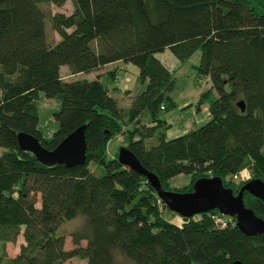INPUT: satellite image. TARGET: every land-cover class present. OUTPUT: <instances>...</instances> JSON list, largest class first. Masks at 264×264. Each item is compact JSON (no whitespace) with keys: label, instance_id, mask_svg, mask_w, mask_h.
<instances>
[{"label":"trees","instance_id":"1","mask_svg":"<svg viewBox=\"0 0 264 264\" xmlns=\"http://www.w3.org/2000/svg\"><path fill=\"white\" fill-rule=\"evenodd\" d=\"M66 1L0 0V240L24 237L16 255L0 253V264H65L72 257L117 264L116 250L134 264H264V232H243L218 208L192 216L173 211L145 174L119 160L118 149L107 158L109 141L129 133L123 145L165 189L190 191L197 178L220 175L237 193L250 178L264 180V0H72L69 13L49 7ZM47 19L60 34L56 41ZM167 46L183 60L201 50L196 68L212 84L200 103L209 100L210 117L173 137L161 132L148 146L166 125L162 110L176 104L175 71L156 55ZM116 60L134 62L148 79L127 105L100 76L61 74L63 64L72 74ZM120 73L109 71L113 79ZM40 90L61 99L55 129L40 126ZM81 124L84 163L46 164L18 140L27 131L52 149ZM91 161L106 172L95 173ZM245 167L252 174L237 183L232 175ZM181 173L190 180L176 186L171 179ZM244 199L264 218L263 199L248 191ZM80 214L81 226L61 230Z\"/></svg>","mask_w":264,"mask_h":264},{"label":"rangeland","instance_id":"2","mask_svg":"<svg viewBox=\"0 0 264 264\" xmlns=\"http://www.w3.org/2000/svg\"><path fill=\"white\" fill-rule=\"evenodd\" d=\"M49 7L53 11H64L69 13L73 10L72 0H67L64 4L58 5L50 3ZM47 29L49 37L52 41H56L60 38V34L52 28L51 22L47 19ZM201 50H196L187 59H180L172 49L167 46L162 50L156 51L164 63L170 66L176 75V85L171 95L175 100L174 106H169L163 109L161 114L166 119V125L161 126L156 134L147 138V145L150 146L156 143L159 139V133L164 132L166 137H173L179 135L193 127H197L209 119L208 112L204 106L208 107L209 100H205L204 103H200L201 94L212 84L211 79L199 76L196 64L199 63ZM69 66L63 64L61 66V74L68 79H76L82 77H97L100 76L104 82H108L111 87L114 88V94L119 98L122 105L130 103L134 94L140 92L147 84L148 79L142 81L139 77L140 67L132 61H120L115 64L103 65L100 69L92 71H82L80 73L70 72ZM119 67L122 70L120 78L113 79L109 74V71ZM100 74V75H99ZM61 104L60 97L48 96L43 90L39 92V115L40 126L44 129H55L59 127V120L55 117L54 112L59 109ZM137 137V136H136ZM130 134L115 135L108 143L107 158L114 156L115 151L128 141ZM91 168L97 174L106 172V166L104 164L91 161ZM242 171V173H241ZM239 173L232 175V179L237 183L246 180L251 176V169L245 167ZM172 183L176 186H182L190 180V175L181 173L172 177ZM181 222V217L175 215L172 219L175 221L178 219ZM176 217V218H174ZM85 216L80 214L74 218L66 220L61 225V230L69 233L71 230L81 226ZM24 239L23 234L18 236L16 241H7L3 243L0 240V253L5 252V257H11L16 255L21 241ZM85 242V241H84ZM66 247H71V236L66 238ZM115 258L117 264H134L130 259L121 254L119 251H115ZM84 258L72 257L65 261V264H81L84 262Z\"/></svg>","mask_w":264,"mask_h":264},{"label":"water","instance_id":"3","mask_svg":"<svg viewBox=\"0 0 264 264\" xmlns=\"http://www.w3.org/2000/svg\"><path fill=\"white\" fill-rule=\"evenodd\" d=\"M245 109L244 99L237 102ZM86 124H81L66 135L54 148L44 146L40 139L27 131L18 132L20 146L32 151L37 158L46 163H65L68 166L84 163L87 159ZM119 160L145 174L151 184L157 189L158 195L173 211L184 216L218 208L220 212L236 217L239 228L247 234L264 232V218L256 214L255 210L246 205L245 192L260 197L264 201V180L259 177L248 179L234 192L231 186H226L220 175L201 176L194 182L190 191L165 189L162 187L158 175L143 166L137 155L127 146L122 145L118 152ZM229 264H244L241 260H234Z\"/></svg>","mask_w":264,"mask_h":264},{"label":"crops","instance_id":"4","mask_svg":"<svg viewBox=\"0 0 264 264\" xmlns=\"http://www.w3.org/2000/svg\"><path fill=\"white\" fill-rule=\"evenodd\" d=\"M120 61H123V60H116V61H113V62H110V63H108V64H115V63H118V62H120ZM108 64H105V65H108ZM118 69H119V67H118ZM121 72H122V70H121ZM204 108H205V110L208 112V116L210 117V113H209V106L207 107V106H204ZM119 135H123V133L122 134H119ZM177 217V216H176ZM176 217H174V218H176ZM178 219H176L175 221L176 222H180L179 221V217H177Z\"/></svg>","mask_w":264,"mask_h":264},{"label":"built area","instance_id":"5","mask_svg":"<svg viewBox=\"0 0 264 264\" xmlns=\"http://www.w3.org/2000/svg\"><path fill=\"white\" fill-rule=\"evenodd\" d=\"M243 170H244V169H243ZM241 173H242V171H241ZM217 220L220 221V222H226V221H227V218L224 217V216H218V217H217Z\"/></svg>","mask_w":264,"mask_h":264}]
</instances>
